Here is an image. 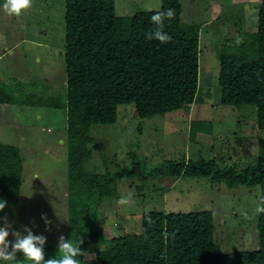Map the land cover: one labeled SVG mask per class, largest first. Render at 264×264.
Returning <instances> with one entry per match:
<instances>
[{
    "label": "trees",
    "instance_id": "trees-1",
    "mask_svg": "<svg viewBox=\"0 0 264 264\" xmlns=\"http://www.w3.org/2000/svg\"><path fill=\"white\" fill-rule=\"evenodd\" d=\"M5 2L0 0V14L7 22L4 29L33 39L29 30L32 21L24 29L19 27L30 10L18 17L9 16ZM161 3L159 10L120 16L115 0H64V94L44 97L14 86L8 88L4 83L0 84V107L5 115L13 110L17 116L23 114L22 118L33 111L49 110L56 115L66 112L68 234L74 244L83 241V254L77 257L80 264H264V213L257 219L258 246L225 253L217 249L211 209L148 211L140 232L119 236H109L106 226L98 221L99 204L107 198L117 199V181L122 177L204 176L230 188L260 185V200L264 199V139L258 141L257 164L243 168H219L215 158L201 157L197 161L167 159L147 171L146 165L136 161V153L130 155L131 167L113 172L89 168L94 149L102 150L91 127L94 123H115L120 104L134 103L137 114L148 117L200 100V25L183 20L181 0ZM258 6L257 30L246 32L240 43L222 45L217 52L219 71L211 85L221 86L223 104L254 105L258 127L264 130V0ZM169 8L176 13L173 20L165 21L164 31L172 37L171 42L147 39L146 34L155 28L150 17ZM47 30L42 26L40 37ZM191 123V137L207 124L196 120ZM23 182L20 148L0 141V199L7 201L0 217H6L18 203ZM3 223L0 220V226ZM94 243L99 247L92 249ZM54 250L52 244L45 243V260L61 255ZM12 264L32 262L17 253Z\"/></svg>",
    "mask_w": 264,
    "mask_h": 264
},
{
    "label": "rangeland",
    "instance_id": "rangeland-1",
    "mask_svg": "<svg viewBox=\"0 0 264 264\" xmlns=\"http://www.w3.org/2000/svg\"><path fill=\"white\" fill-rule=\"evenodd\" d=\"M181 1L183 20L200 25V100L148 117H140L134 103L120 104L115 123H94L91 127L102 150L94 149L89 168L113 172L119 167H131L132 153L137 154L136 161L146 165L147 171L167 159L215 158L219 168L257 164L258 141L264 139V130L257 124V108L221 103V86L211 82L215 83L219 71L216 55L220 47L236 44L238 38L241 42L246 32L258 28L259 6L256 8L255 2L258 5L260 0ZM115 3L117 14L122 16L139 10H159L162 5L161 0ZM64 6V0H33L30 15L19 22L24 29L32 21L29 30L33 39L4 29L7 22L0 14L1 85L44 97L64 94ZM45 25L49 30L40 37L39 29ZM10 111L7 116L0 107V141L20 148L24 182L18 203L6 214L7 221L25 235V226L36 235L43 234L46 243L59 254V237L69 239L66 112L56 115L49 110L33 111L22 118L23 114L17 116ZM192 120L207 122L194 137L190 136ZM117 185V199L107 198L99 204L98 221L106 226L109 236L140 232L143 215L148 211L211 209L219 252L254 249L259 244L256 209L261 206L260 185L230 188L209 177L189 175L122 177ZM129 193V203L119 204L121 196ZM42 214L51 221L50 230H45ZM8 240L14 241L15 237L9 235ZM98 247V243L91 246ZM0 264L7 262L0 260Z\"/></svg>",
    "mask_w": 264,
    "mask_h": 264
},
{
    "label": "clouds",
    "instance_id": "clouds-1",
    "mask_svg": "<svg viewBox=\"0 0 264 264\" xmlns=\"http://www.w3.org/2000/svg\"><path fill=\"white\" fill-rule=\"evenodd\" d=\"M33 0H6L4 9L9 16H21L25 11L32 7ZM174 9H166L164 11H156L151 17V22L155 25L153 30H150L146 37L147 39H156L163 43L171 42L172 37L164 31L165 21H171L175 18ZM237 42L240 40L238 38ZM131 193L127 196H121L118 201L121 205H126L130 201ZM261 204L264 205V199L261 200ZM7 205V201L0 199V211H3ZM257 213H264V206H259L256 209ZM41 218L45 222L46 231L50 230L49 225L51 221L47 219V216L42 214ZM3 220V226H0V260L12 264L16 259L17 253H21L24 258L31 261L32 264H80L77 259L82 255V249L80 244L83 243L82 239H79L78 243H73L70 239H66L63 235L59 237L58 252L61 254L58 258H49L45 260L44 246L47 237L43 234L36 235L31 228L25 226L23 234L20 231L14 230L11 223L7 221V217H0ZM9 235L15 237L14 241L8 240Z\"/></svg>",
    "mask_w": 264,
    "mask_h": 264
},
{
    "label": "crops",
    "instance_id": "crops-1",
    "mask_svg": "<svg viewBox=\"0 0 264 264\" xmlns=\"http://www.w3.org/2000/svg\"><path fill=\"white\" fill-rule=\"evenodd\" d=\"M115 5H116V3H115ZM255 5H256V8L258 7V5H259V3H258V5L256 4V2H255ZM120 16H122V15H120ZM257 30V29H256ZM256 30H254V31H256Z\"/></svg>",
    "mask_w": 264,
    "mask_h": 264
}]
</instances>
